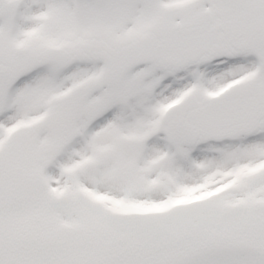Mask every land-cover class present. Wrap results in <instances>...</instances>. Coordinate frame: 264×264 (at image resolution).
Instances as JSON below:
<instances>
[{
    "label": "snow or ice",
    "instance_id": "6c2138e0",
    "mask_svg": "<svg viewBox=\"0 0 264 264\" xmlns=\"http://www.w3.org/2000/svg\"><path fill=\"white\" fill-rule=\"evenodd\" d=\"M0 264H264V0H0Z\"/></svg>",
    "mask_w": 264,
    "mask_h": 264
}]
</instances>
